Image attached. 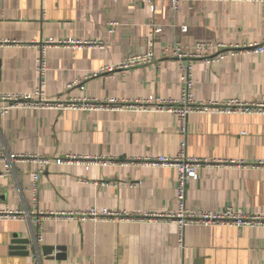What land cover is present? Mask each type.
Returning <instances> with one entry per match:
<instances>
[{"label": "crops", "instance_id": "obj_1", "mask_svg": "<svg viewBox=\"0 0 264 264\" xmlns=\"http://www.w3.org/2000/svg\"><path fill=\"white\" fill-rule=\"evenodd\" d=\"M111 21L119 23L113 34ZM151 23L163 30L152 44ZM50 38L96 45L49 47L41 76L39 46ZM176 41L264 45V2L183 1L174 14L166 0L154 8L132 0H0V94H32L42 84L46 98L65 102L178 99L179 62L162 54ZM150 48L153 64L90 77ZM193 73L200 102H264L262 54L240 49L221 62H195ZM180 145L177 118L167 113L13 109L0 116V211L32 210L38 164L8 160L37 156L50 161L37 209L52 214L42 220L41 239L31 219L0 217V264H264V227L191 225L181 246L178 224L142 217L178 210L177 172L146 160L174 157ZM186 154L208 161L188 187L187 210L264 215V115L192 114ZM71 157L82 159L57 163ZM94 208L129 217L78 215ZM18 239L30 240L27 251L14 247Z\"/></svg>", "mask_w": 264, "mask_h": 264}, {"label": "built area", "instance_id": "obj_2", "mask_svg": "<svg viewBox=\"0 0 264 264\" xmlns=\"http://www.w3.org/2000/svg\"><path fill=\"white\" fill-rule=\"evenodd\" d=\"M79 3L86 0H75ZM92 1V0H90ZM120 1V0H112ZM135 2H144L151 8L157 0H132ZM170 3L172 12L177 14L180 11V5L183 1H203V0H166ZM204 1H242V0H204ZM247 1H262L264 0H247ZM119 23L111 21L108 23V30L110 33H115ZM150 43L162 33V29L154 23L148 25ZM183 33L188 32V26L182 27ZM74 45L77 48L96 45L90 42H76V41H56L53 38L48 39L40 47V56L37 60V72L41 76L45 74L48 69L46 62V52L51 46L59 45ZM252 51L256 54L264 55V45L251 44L248 46H224L213 42L197 41L191 45L183 44L181 41H176L174 44L164 48L162 54L165 57L174 59L179 62L180 66V83L181 96L178 99H162L149 98L146 100H107L101 102L97 99H82L79 101L65 102L61 99L49 100L45 97L42 84L32 94H0V116L6 115L10 110H82V111H135L142 113H167L172 114L177 118L178 132L181 139L180 151L174 157L159 156L148 158L146 161L149 164L156 166H167L173 168L177 172V192L176 199L178 203V210L169 211L165 213H145L142 215L149 220H168L175 222L180 227L179 244L184 243V228L191 225L196 226H221V227H264V215L262 214H245L236 212L233 208H227L222 212H191L186 209L185 200L189 185L199 179L198 168L201 165L207 164V160L190 158L186 154L187 139L189 136V118L192 114H256L264 115V102L259 103H244L239 100H229L225 102H200L195 98V80L193 73V64L195 62H202L204 64H212L214 62L223 61L229 53H236L238 50ZM157 56L155 51L150 48L146 53L136 54L127 57L119 66L104 68L98 73L92 74L90 77H98L102 73H113L115 70H127L136 67H145L155 63ZM33 160L38 164L37 172L33 178V193L35 203L31 211H14L3 210L0 211V217L14 220H30L40 236V228L44 217L52 215L45 212H39L37 209V200L40 191L41 176L50 163L48 159L39 158L37 156H12L8 161L15 162L17 160ZM82 158L71 157L67 160L58 159L57 163L74 161ZM7 161V159H5ZM89 161L98 160V158H87ZM106 164V162H105ZM263 165V163H261ZM83 218H90L93 220H110L116 221L122 218L129 217V214L113 211L109 209H90L83 213H78ZM35 264V263H33Z\"/></svg>", "mask_w": 264, "mask_h": 264}, {"label": "water", "instance_id": "obj_3", "mask_svg": "<svg viewBox=\"0 0 264 264\" xmlns=\"http://www.w3.org/2000/svg\"><path fill=\"white\" fill-rule=\"evenodd\" d=\"M31 244V242H30V240H28V239H24V240H15V242H14V247L17 249L18 247H20L21 249H23V250H28V247H29V245ZM27 254L29 253V252H26Z\"/></svg>", "mask_w": 264, "mask_h": 264}]
</instances>
